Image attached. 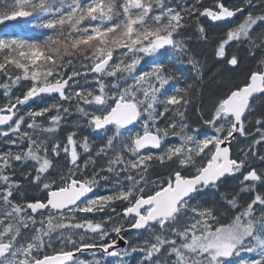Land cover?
Wrapping results in <instances>:
<instances>
[{"label":"snow or ice","instance_id":"obj_1","mask_svg":"<svg viewBox=\"0 0 264 264\" xmlns=\"http://www.w3.org/2000/svg\"><path fill=\"white\" fill-rule=\"evenodd\" d=\"M133 254L264 264V0H0V264Z\"/></svg>","mask_w":264,"mask_h":264},{"label":"trees","instance_id":"obj_2","mask_svg":"<svg viewBox=\"0 0 264 264\" xmlns=\"http://www.w3.org/2000/svg\"><path fill=\"white\" fill-rule=\"evenodd\" d=\"M16 31H17V33L20 34V35H31V36H36L37 38H42V37L40 36V32H41V30H36V31H34V32H28V33H25V32H22V31L18 28ZM98 193H99V194H102V193H105V192H104L103 188H101V189H98ZM135 255H136V254H133L132 264H135ZM82 258H84V259H88V256H83Z\"/></svg>","mask_w":264,"mask_h":264},{"label":"water","instance_id":"obj_3","mask_svg":"<svg viewBox=\"0 0 264 264\" xmlns=\"http://www.w3.org/2000/svg\"><path fill=\"white\" fill-rule=\"evenodd\" d=\"M121 246H123V242H121Z\"/></svg>","mask_w":264,"mask_h":264},{"label":"flooded vegetation","instance_id":"obj_4","mask_svg":"<svg viewBox=\"0 0 264 264\" xmlns=\"http://www.w3.org/2000/svg\"><path fill=\"white\" fill-rule=\"evenodd\" d=\"M102 215V214H101ZM129 234H131V233H129Z\"/></svg>","mask_w":264,"mask_h":264},{"label":"rangeland","instance_id":"obj_5","mask_svg":"<svg viewBox=\"0 0 264 264\" xmlns=\"http://www.w3.org/2000/svg\"><path fill=\"white\" fill-rule=\"evenodd\" d=\"M210 132V131H209ZM211 133V132H210Z\"/></svg>","mask_w":264,"mask_h":264}]
</instances>
